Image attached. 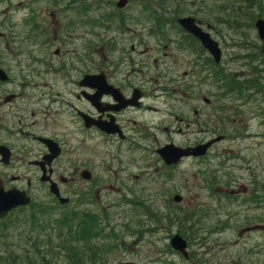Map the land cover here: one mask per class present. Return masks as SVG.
I'll use <instances>...</instances> for the list:
<instances>
[{
	"label": "flooded vegetation",
	"instance_id": "1",
	"mask_svg": "<svg viewBox=\"0 0 264 264\" xmlns=\"http://www.w3.org/2000/svg\"><path fill=\"white\" fill-rule=\"evenodd\" d=\"M262 1L264 3V0ZM254 7L256 10L260 8L259 5ZM262 9L264 11V7ZM198 23L202 25L199 21ZM63 29L70 32L71 24H65ZM74 36L73 41L62 43L54 52L53 58L46 57L49 46L47 41L46 46H38L34 51H25V54L15 48L0 46V68L9 75L6 82L0 81V145L10 150L8 164H0V187L4 191L17 189L30 197L37 193V186L47 191L48 185L39 182L42 171L43 175L47 174L50 180L56 183L63 197L70 199L78 180L87 186L83 188L86 192L92 191L96 180L92 173L95 166H85L82 158H78L75 153L66 155L67 150L58 137L59 133L96 135L97 144L102 140L106 147L110 148H104V153L119 165V173L125 171L121 153L136 155L138 161L145 159L143 151L148 141L147 129L156 130L152 126L148 127L147 115L166 111V125L162 128L165 137H160L159 141L154 139L158 147L164 143L180 144L175 142L177 135H188L190 138L186 140L187 143L180 145L183 147L199 145L214 137L212 135L216 133L209 128L208 121L210 115L216 113V105L211 100L205 101L202 96H183L185 100L180 101L175 96L162 94L158 86L153 88L158 94H148L146 48L138 50L130 46L128 54L121 56V62H107L104 65L92 62L89 68L83 69L81 63H72L77 53L76 33ZM94 46L97 47V43ZM254 49L262 53L264 41H256ZM7 50L10 52L6 53ZM183 51L185 50L181 51V57L176 53L172 56V64L179 66L182 63L189 69L192 58ZM33 52H36L34 56L31 55ZM21 57L27 58L28 65L36 66L31 72L35 79H16L11 76V70L20 67L18 60ZM183 59L186 60L185 63ZM203 59L209 62L207 55ZM65 61H70L66 64V70L63 69ZM153 62H157V59L154 58ZM39 66H42V70ZM52 68L56 69L57 73L54 77L50 72ZM100 74L103 79H96L92 88L82 85L83 75ZM186 74L187 72H184L182 76L185 77ZM59 77L60 84L64 87L62 96L59 92H51L53 83ZM150 79L159 81L156 74ZM99 85L102 87H98ZM53 97L60 99L54 100ZM153 99L163 100L164 104L156 105ZM150 124L158 127L155 122ZM41 139L52 140L60 151L58 157L49 164L46 160L47 147ZM73 149L75 151L77 146ZM91 162L88 160L86 163ZM83 171L87 173V180L82 178ZM111 175L112 182L118 180L114 170ZM83 189L80 186L79 191ZM77 203L88 204V201L83 198ZM215 260L206 258V255H198L193 259L195 263L218 264ZM222 264L239 263L226 257Z\"/></svg>",
	"mask_w": 264,
	"mask_h": 264
},
{
	"label": "rangeland",
	"instance_id": "2",
	"mask_svg": "<svg viewBox=\"0 0 264 264\" xmlns=\"http://www.w3.org/2000/svg\"><path fill=\"white\" fill-rule=\"evenodd\" d=\"M193 4H188L189 12H198V6H202L205 1L202 0H188L187 2H192ZM227 1V0H224ZM29 6L36 12H31L27 6ZM137 0H134L130 3L129 7L124 12L127 14L128 17L137 18L142 16L140 11L138 10ZM180 7H182L180 5ZM35 13L34 18H46L50 21V26L48 29L50 30V35L48 37L52 41V44L47 47L46 57L50 56L53 58V52L58 49L57 46L60 45L59 38L56 36H61L60 31L63 29L65 24L68 22L67 18H59V9L58 6L53 3H48V0H0V33L3 34V42H0V46H8V47H19L22 46L23 48L29 49L36 48L38 46H42L39 42H35L32 44L26 39L25 35H22V32L25 30V24L23 22L24 19H28L31 17L32 14ZM196 14L197 17H201L199 14ZM264 18V16H263ZM73 19V18H72ZM145 29L143 33H151L149 31L152 28L151 23H147L144 21ZM97 31H100L96 27ZM83 27H79V29H74L70 32L69 36L71 38H75L74 33H81L84 32ZM166 32V34H164ZM175 30L165 29L162 33H158L156 36L154 35H147L145 39V45L141 46H152L158 50V56H161L162 52H166L169 56L171 54L176 53V48L174 47V43L176 42V35ZM253 33V31L251 32ZM164 34V35H163ZM161 35L163 37L161 38ZM99 34H97L93 41L98 40L99 48L97 49L98 55L100 58L102 57V50L100 47L106 49L105 53L108 56L114 57L116 52L112 48H108L106 45V40L99 39ZM212 36L220 43L222 51H223V66H227V68L231 70H237L241 77H248L250 75V71L244 68L243 64L238 62V55L239 50L234 47L236 43L239 42V35H237L233 29H228L226 24L218 22L215 26V32ZM6 40V44H5ZM73 41V39H70ZM131 41V40H129ZM169 44V49L162 50L163 44ZM77 47L80 46L79 42L75 43ZM178 53V52H177ZM92 54V53H90ZM94 56V55H93ZM180 56V55H178ZM96 58V56H94ZM189 57V56H188ZM150 58V57H149ZM191 58V56H190ZM150 66L153 67L154 63L149 60L148 61ZM185 63L186 60L183 59ZM13 62H10L12 64ZM160 63V67L164 64L166 66L162 67L161 69H165L168 72V75H178L182 78L183 82L186 83L185 86L181 87L184 91H179V94H189V95H201L207 96L211 98L214 94L213 87L209 82V86L207 82L204 80H198V74H195L194 77H191V74L186 67L185 64L180 63L179 66L170 65L169 58H162ZM54 68L50 70L52 77L57 75L55 73ZM184 72H189L186 78H183L182 75ZM195 72V71H194ZM19 73L15 68L13 71L11 70V75L13 78L18 77ZM58 77V76H57ZM61 77V76H60ZM60 77L56 78L57 84L52 85V93L59 92L62 96L64 87L60 84ZM179 90V89H178ZM54 100H59L60 97H53ZM259 105H250L246 104L245 106L242 105L239 100L235 98H228L223 103V110H225L226 118L223 120V124L220 123L221 130L226 135V139L224 142L218 144L211 150L212 154L220 153L219 157L217 158V162L219 159L225 160L227 164L230 165L228 167V171L234 177L232 179V183H230V179H228L227 184L230 186L231 184H235L238 181V178L241 177V182L238 181L236 184L244 185L243 192L248 193L252 188L260 189V193L264 187H261L260 178L264 179V138L262 135L264 134V128L259 126V122L261 121L262 117L257 116V112ZM234 112H243L238 114H234ZM209 116V114H207ZM214 116V115H213ZM214 116L213 119H215ZM148 122L150 121H157L162 120L160 115H150L148 116ZM261 134V136H260ZM161 138L164 136L162 134ZM59 139L64 143L67 154L72 155L73 153L77 154L78 158H82V163L86 164V162L91 159L93 161H98L97 166L102 163L103 167H106L105 163V153L104 148L110 149L106 147L105 142H100L99 144L96 143V139H92L88 134L85 136L83 134L80 135H70L68 133H59ZM180 139H184L181 138ZM80 140H82V145H80ZM77 146V149L74 151L73 147ZM150 150L147 156L148 162L151 163L150 166H147L145 163L142 165L141 173L138 172L136 169H131L128 171V174H124L122 176L123 180L126 181V186L129 184L135 188H141L140 190L144 194L145 198L150 200H155V203L164 204L163 200H170L172 196L177 194L182 197V202L177 204L181 210H191L197 206H205L209 205L211 208H215L214 205L210 204V194L207 192L202 185V182H199L196 175V166L194 162L185 161L183 162L177 169L173 172L175 174L172 181H164L159 178L162 171H166L160 164L157 162L155 157H150ZM121 158H123L124 163H127V159L130 156L128 153H121ZM133 159H131V165L133 166ZM114 163V162H113ZM226 164V165H227ZM131 166V167H132ZM128 169L127 166H124ZM129 170V169H128ZM220 173V172H219ZM134 174H141V178L138 181L134 180L132 177ZM215 174H218L215 172ZM126 175V176H125ZM132 175V176H131ZM131 176L132 178H129ZM100 178L102 176L100 175ZM157 180V181H156ZM224 179H220V182L215 187V192L219 193L222 191L220 189L223 186ZM118 181L111 184L112 188H107L109 191H103L100 193L99 201L97 204L98 208L103 207L105 210L103 213H106L107 218H100V225L102 227L107 226L109 223V227L106 230L112 231L116 235V240H110V243L118 242L120 244L119 248H109L105 247L103 243H98L95 247L99 248L101 251L107 250L106 254L103 253L106 257L108 262L105 264H122L125 261H134L139 264H186L183 262L181 256L172 251L171 249L168 250L166 244L169 245L168 235H173L177 233V228L171 227L169 229V233L160 230L155 233L146 234L144 232L143 240L138 245L129 246L132 244V240L136 239V236H129L125 232L124 226L128 224L130 226L129 221V207L125 204L124 206L116 205L119 202H123L122 196L123 187H120ZM231 185V186H233ZM161 191V194L158 192ZM43 196V193H40ZM45 203V202H44ZM111 203V204H110ZM113 204V208H112ZM261 208L257 209V211L252 210L250 208L248 211L243 210V214L248 215V217H252L254 214V220L259 219L260 224L264 227V202L260 204ZM56 213L50 214L46 216V223L51 218H56ZM258 221H255L257 223ZM228 225L219 228L217 232H215L214 236H211L209 239H216L214 244L211 243L209 246H204L203 249L206 250L204 255L206 258H214L219 259L220 261H216L218 264H222L224 260V256L228 253V248L230 245L234 248L238 247V244H245L242 245L245 254H252L255 256V259L258 261V264H264V228L260 229L258 232H251L250 235H246L243 238L249 239V243H244L242 237L239 236L238 232V225L239 221L236 217H232L231 221L227 223ZM258 225V224H256ZM259 226V225H258ZM48 234V230H47ZM47 234L44 232V225L41 227L40 230L33 234V237L40 241L42 246L45 245ZM204 233H202L203 235ZM214 234V233H213ZM9 233L6 235L8 236ZM52 235V242L55 244V251H57V245L61 244V241L55 236V233L51 232ZM6 236L3 237L1 240H5ZM201 236V235H199ZM11 241V242H10ZM27 241V240H26ZM26 241L22 238L20 241L16 242L14 239H9L8 242L10 244L17 246L19 248H28ZM126 244H123V242ZM151 245V246H150ZM196 247H192L191 251L193 254H200L204 257L202 253L195 252ZM0 255L4 254L2 248H0ZM201 251V248L198 249ZM65 256V251L61 252V258L59 259L58 255L56 256L55 262L56 264H64L63 258ZM38 257V256H36ZM254 261V259H252Z\"/></svg>",
	"mask_w": 264,
	"mask_h": 264
},
{
	"label": "trees",
	"instance_id": "3",
	"mask_svg": "<svg viewBox=\"0 0 264 264\" xmlns=\"http://www.w3.org/2000/svg\"><path fill=\"white\" fill-rule=\"evenodd\" d=\"M166 0H157L155 3L159 6L162 7L163 10L169 9V4L165 2ZM235 0H232V2L234 3ZM154 2V1H153ZM237 3H243L245 8H251L254 4L253 0H236ZM211 10H212V6L215 4L214 0L211 2ZM109 7H111V4H108ZM235 5L233 7H231L232 10V17L231 18H247V16L249 14L243 15L241 13H238L235 11L234 9ZM141 8L143 10V12L146 14L147 18L150 17H154V18H158L156 16V13L153 10L149 9V6L147 4H142ZM213 8H220L219 6L214 5ZM240 7L237 8V10ZM198 9L200 11H204L205 9L201 6H198ZM241 10V9H240ZM87 11L86 7H83L81 9H79V12L81 13H85ZM186 11V8H182L179 5L174 6V8L171 10L173 16H177L180 15L182 13H184ZM242 12V10H241ZM207 14H213L207 12ZM233 22H229L230 24H236L237 27H239V24H241L238 21H234ZM232 27V26H229ZM215 79L221 83L224 84L228 87V81L225 75H223L222 73H214ZM228 92V89H226L225 93ZM139 207L147 210L145 211V215L147 216V218L149 219V222L153 227L159 225V224H170V225H176L177 223V215L174 214V216H171L168 213H160V211H154L149 205L145 204V202L139 200ZM88 221H90L93 218V216L88 217ZM86 221V225H88V221ZM179 227H180V231L179 233L182 234L183 236H185L186 238H191L193 237V231L198 229L197 227H199V224L203 223V219L201 218V215H193V214H184L182 216V219L179 220ZM71 228V227H70ZM169 226L165 228V231H169ZM199 230V229H198ZM96 231V229H95ZM98 234L94 232V229L91 227H85V229L83 230V233L81 234V238L82 240H85L84 242H82L81 247H83L82 251H79V253L77 252L76 254H70L68 257L69 259V264H96V263H103L104 258L102 256V254L98 253L95 248L94 245L91 244L92 239ZM199 237V236H198ZM91 239V240H90ZM12 251V252H11ZM31 252H33V254L31 253V256H24V257H20L18 259H14L11 257V254H13V250H9L8 251V255L11 258H2L0 257V261L5 262L7 264H37V259L36 257H34V254L36 253V255L39 257V261H41V264H46V250L43 248V246L40 243L34 242L32 245V248L30 249ZM27 253V251H25Z\"/></svg>",
	"mask_w": 264,
	"mask_h": 264
},
{
	"label": "water",
	"instance_id": "4",
	"mask_svg": "<svg viewBox=\"0 0 264 264\" xmlns=\"http://www.w3.org/2000/svg\"><path fill=\"white\" fill-rule=\"evenodd\" d=\"M127 0H120L117 3L118 7H123L125 5ZM179 24L182 26V28L187 31L188 33L192 34L194 37H196L201 44L203 45V47L205 49H207L214 57L215 61L218 60L219 58V52L217 50V45L215 42H213L207 34L203 33L195 24L194 21L192 19H190L189 17L184 18L179 20ZM255 27L258 29L259 32V36L260 38H264V22L263 21H257L255 23ZM0 79L5 80L6 77L4 76V73L0 70ZM213 141L203 145L202 147H197L194 148L190 151L189 149V153L193 154V155H200L203 154L206 150V148L209 147V145L212 143ZM188 150V149H186ZM158 154L160 155V157L162 158V160L167 164H175L178 162V160L182 157V156H187L188 152L184 151H179L176 147H174L173 145H166L163 148H161L160 150L157 151ZM14 195L11 194H4L2 195L0 193V217L4 216L6 214V212L11 209L13 206L19 204L18 202H15L14 200ZM175 201H179L180 198L175 197L174 198ZM27 202V201H26ZM25 202V203H26ZM171 246L175 249L180 251L181 253L184 251V247L185 244L184 242L181 241V238L178 236H174L171 240ZM127 264H133V263H127Z\"/></svg>",
	"mask_w": 264,
	"mask_h": 264
}]
</instances>
